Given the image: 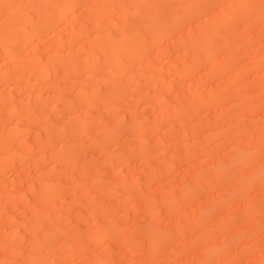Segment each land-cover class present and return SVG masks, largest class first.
Segmentation results:
<instances>
[{
  "label": "rangeland",
  "instance_id": "374dc122",
  "mask_svg": "<svg viewBox=\"0 0 264 264\" xmlns=\"http://www.w3.org/2000/svg\"><path fill=\"white\" fill-rule=\"evenodd\" d=\"M193 1L198 9L195 16L152 45L123 75L117 73L115 83L125 85V92L112 103L93 105L87 113L85 105H65L81 88H98L100 95L111 91L112 83L105 82L108 69L101 59L96 72L80 71L75 78L66 76L65 67L59 66L51 81L34 90L45 102L58 103L51 118L36 115L33 124L26 120L30 129L25 146H12L26 154L12 169L0 170V264H29L34 253L38 264H264V0L236 19L235 25L223 28L218 42H227L228 48L222 46L211 65L198 66L185 79L188 54L181 46L189 41L187 36L194 37L205 23H217L218 12L237 2L210 0L211 5L209 0V4L199 0L201 6L198 0H168L158 5L157 14H176L175 10L178 14ZM104 2H81L69 12L68 21L59 24L55 37L64 46L61 54L91 53L96 30L87 20L94 9L104 8L97 29L120 26L121 10L108 9ZM85 21V34L68 44L67 31L78 30ZM132 27L127 26L125 32ZM55 37L37 39L33 50L36 45V53L49 56L57 50L52 42ZM25 81L11 94L15 103L35 98L29 91L31 83ZM0 83V92L9 88L10 84ZM216 88L220 93L214 96ZM59 89L66 92L61 101L54 97ZM1 110L0 106V131L4 132L16 120H5ZM75 120H87L88 127L73 159L56 163L53 158L64 140L77 141L73 137L42 150L32 149L35 137L43 138L47 128L65 127ZM105 130H115V134L106 137ZM140 146L144 152L138 151ZM47 178L59 181L63 196L56 210L58 235L50 236L42 220L44 226L34 225V219L48 210L37 199L42 193L38 186ZM148 231H161L166 238L154 250H150L153 240ZM45 235L54 240L43 243ZM59 246L68 255H61Z\"/></svg>",
  "mask_w": 264,
  "mask_h": 264
},
{
  "label": "bare ground",
  "instance_id": "6f19581e",
  "mask_svg": "<svg viewBox=\"0 0 264 264\" xmlns=\"http://www.w3.org/2000/svg\"><path fill=\"white\" fill-rule=\"evenodd\" d=\"M84 1H87V0H0V82L4 81V83L6 82V83L10 84L9 86L7 85L9 88H3V90H1V92H0V106H1V109L3 110V111L1 110L2 113L4 112V115L6 117L5 120H9V121L16 120V122L14 124H10V125L8 124V127L6 126L7 129L5 128L6 130L4 132L2 129H1L2 132L0 131V170L12 169L10 167H12L14 165L13 163H15V161H19V160L21 162L23 154H26V153H23L24 151L20 150L19 148H15V149L12 148V146H18V147H19V145L25 146V144L27 142L26 141L27 139H25V136H27L26 133L30 129V126H28L29 123L24 124L27 122L26 120H28V122H29L36 115L42 116L43 117L42 119H44V118L47 119L53 114V112L55 111V108H57V106H56L57 104H55V103H58V102L54 101V102H51L52 104H49L48 101L45 102L44 100H42L40 98L38 91L37 92L34 91V90H36V88L38 86L40 87L39 84L47 82L51 79V77H52L51 74H52V72H54L55 69H57L59 66L60 67L64 66L65 71L64 70L63 71L65 72L66 76L69 75V76L75 78V77L79 76V75H77V73L80 71H86L87 70V71L92 72L96 68V66L99 65L98 64L99 62L97 60L101 59L102 60L101 64L104 65L103 67L104 68L107 67V69H108L107 72L105 73L106 74L105 75V77H106L105 82L112 83L111 84V91H109V93L107 91L108 94H105V95L101 94L100 95L98 92L99 91L98 88L97 89H94V88L85 89V88H83V90L81 88V90H79L78 94L75 93L76 95L73 97V101L72 102L69 101L65 105L67 108H72L73 103L85 105V111L84 112L87 113V111H89L91 106H93V105L110 104V103H112V101L115 100L116 97L119 98V96L123 92H125L124 91L125 85L115 83V78L117 76V73H120L121 75H123V73H125L124 72L125 69L127 67H129L132 63H135L137 60H140L152 45L161 41L162 39H165V36H167L169 33L178 29L182 24H186L183 21H186L185 19H189V18L195 16V12L196 11L198 12L197 7L195 8L196 2H194V1H193V3L191 2L190 4L188 2V4H187L188 6L186 9H184V8L182 9V7H181L182 11L180 10L178 12V14H177V10H175L176 14L173 12L170 13L171 12L170 11L167 14H172V15L166 16L167 15L166 14L165 16H163V15L159 16L160 14L159 15L157 14L158 13L157 11H159L158 10L159 9L158 7L160 6L159 4H161V6H163L164 2L165 1L168 2V0H101L103 2L106 1L104 3H106L108 5V9H114V8L117 9L118 8L121 10V13H120L121 15L119 18L120 26L113 25L112 26L113 28L109 27V30H107V31H105V30L102 31L101 29H97V28H99L97 26L99 25L98 23L101 20L100 18L103 17L102 15L104 14V12H103L104 8H101V9L98 8V10L94 9V12L90 13L91 14L90 16L88 15L89 19L87 17V19H88L87 21H90L91 23H93L95 25V30H96V31L94 30L95 35L93 36V38H91V42H90L91 53H89V54L86 53L87 55L83 54L84 56H80L79 54L69 52L70 54H67L64 56V54H61L62 53L61 51H63V50L60 49V47L63 44L58 45L59 44L58 39H60V38L55 37L56 34H58L57 28H58L59 24H61L62 22L66 21V20L68 21L69 12L75 6H77L78 4H80L81 2H84ZM200 1L202 2V0H200ZM216 1L217 2H215V1L214 2L218 3V0H216ZM199 2H197V5L199 4ZM201 2H200V4H201V6H203ZM209 2H211V5H214L212 1L209 0ZM261 2H262V0H237L235 7H233L235 3L234 4L231 3L232 5L228 4V6L225 4L226 8L221 6V7H223V10L221 9L220 12H218V13H220V15H218L219 17L217 16L219 19L217 21V23H213V24L210 22L205 23L199 30L196 29L197 33L196 34L193 33L194 37L193 36L188 37L186 35L187 36L186 40H189V41L184 42V40H183L182 42H184V43L181 46V48H182L181 50H184V53L188 54V57H187L188 61L186 60L188 63V65H187L188 67L184 69L185 70L184 72L182 71L183 72V74H182L183 78L190 79L193 75L192 74L193 71L200 65L201 66L202 65H205V66L211 65L214 62L215 54L217 52H219L218 50L221 49L222 46L223 47L225 46V49L228 48L227 42H223V44L218 42V40L221 39L222 29L225 28L226 26L235 25L236 19H240L241 16H243L245 13H247L250 9L254 8L255 5H260ZM169 3H173V2L170 1ZM204 3L209 4L208 0H204ZM15 5H17V6H15ZM107 5H106V7H107ZM201 6H198V8L202 9L203 7H201ZM132 7L134 8V10H132L133 9ZM207 7H209V6H207ZM211 8H213V6H211ZM108 9H107V11H108ZM203 10H205V9H203ZM253 10H255V9H253ZM110 11H113V10H110ZM155 13L157 14V16H154V15H156ZM201 14H203V12H201ZM80 19L83 20V18H81V17H80ZM84 20H85V18H84ZM70 21H71V18H70ZM87 21H85L84 24H81L83 26L79 27L78 30L71 29L70 31H67L65 41L68 44H71L73 42V40L77 39V37L79 38L80 36L85 34L86 31H84V28H85ZM68 24H70V23H68ZM88 24H90V23H88ZM129 25H131V26L133 25L134 29L132 31H130L131 30V27H130L129 32H125L126 31L125 28ZM61 31H63V30H61ZM92 32H93V30H92ZM49 34H52V36L55 37V39L52 40V42H53V45H55L54 48L56 47L57 50L56 51L53 50L54 52L49 53L48 54L49 56H45V54H44V57H43V55L41 53H36V51H38V50H36L37 46L35 45V48H34L35 50H33L32 45L35 44V41L37 39H39V38L41 39L43 36H46ZM63 34H65V32H63ZM90 35H91V33H90ZM217 42L219 45L221 44L220 48H219ZM72 45H74V44H72ZM31 47H32V49H31ZM62 47H63L62 49H64V46H62ZM27 50H28L29 54L28 53L22 54L23 51L27 52ZM50 50H51V48H50ZM233 50H234V48H233ZM10 56H11V61L9 62L8 60H10V58L7 60V57H10ZM2 58H3V61L1 62ZM4 58H6V60H4ZM171 67L173 68L172 65H171ZM157 68L158 67H156V69ZM211 68L213 70V66ZM97 69H95L94 72H96ZM214 69H216V67ZM161 70H162V68H161ZM35 71H37V72H35ZM166 71H168V70H166ZM30 72L31 73L33 72V73L29 74ZM10 73L11 74L14 73L17 75H16V77H13L14 75L12 74L13 76L10 77L11 76ZM34 73H36V76L33 75ZM120 74H118V75H120ZM31 75H33L34 77L31 78L32 77ZM176 78H178V77H176ZM234 79L236 80V78H234ZM23 80H26L24 83H27V85H28V82L31 83L29 91L31 92V95H34L35 98L32 96L34 98V100H31V97H30V98L26 99V101H20L18 103L16 101V103H15V101H13L11 94L14 92L13 90L16 87V85L18 84V86H19V84H21V82ZM113 80H114V82H113ZM152 81H153V78H152ZM123 84H125V83H123ZM57 85H59V84H57ZM231 86H233V85H231ZM236 87H238V86H236ZM24 88H26V87H24ZM50 88H52V87L50 86ZM55 88H53V89H55ZM58 88H59V86H58ZM256 88L257 87H255V89ZM221 89L223 91V88H221ZM234 89L235 88H233V90ZM55 91L56 90H54V93H55ZM63 91H65V89ZM63 91L61 92L59 89V91H56V93L54 94V97L57 98V100H59L60 98H63V95H66V92H63ZM259 91H260V89H259ZM214 93H215V95H214ZM214 93H213L214 96H216V94L218 95L220 93V89L217 90V88H216V92H214ZM59 101H61V99ZM88 108H89V110H88ZM72 117H74V119H75V116H72ZM85 121H87V120H85ZM85 121L84 120L83 121L82 120H75L73 122L71 121L72 123L70 125L68 124V122H69L68 121L67 122L68 125L66 124L65 127H63V126L62 127H56V128L54 127L52 130H48L49 128H47V131H44L45 133H44V137L42 136L43 138H41V136L35 137L34 142H33L34 144L32 145V147L34 146L36 148H39V150H42V149L46 148L47 146H49L50 144H52L54 141L56 142V141L61 139V142H62V139H65L67 136L73 137V138H75L74 140H77V141L73 140L74 142H70L69 139H68L69 141L64 140V142H62V144H61L62 148L61 149L59 148L60 150L53 152V154H54L53 158L56 161V163L57 162L60 163V162L70 161V159H73L74 156H76V154H78L80 152V147H81L82 141H80L79 139H80V136L83 134V132H85V130L88 127V123H86ZM135 121L136 120H131L130 123H135ZM141 121H143L144 123H147V120H141ZM1 122H4V121H2V119H1ZM7 122H5L4 124L2 123V125H5ZM32 124H33V120H32ZM47 125H49V124H47ZM115 130H117V129H115ZM115 130H111V131L105 130L104 136L108 137L107 135H109L110 133L115 134V132H114ZM29 147H28V149L27 148H25V149H27V150L31 149L30 145H29ZM34 147L32 149H35ZM46 151H47V149H46ZM138 151L144 152L145 148L143 146H140L138 148ZM239 159L241 161L244 160L243 158H239ZM53 163H54V161H53ZM58 166H60V165H58ZM261 172H260V174H261ZM51 177H53V176H51ZM55 177L57 178V176H55ZM59 185H60V183L57 179H55V178H49L48 179L47 178L45 181L41 182L40 185L38 186V187H40L39 189L42 190L40 197L38 194H36V195H38L37 199L39 198L38 200H40V202L43 204V206L46 205L48 207V210L46 207L45 209L47 210V212L45 210H44L45 212H42V216H41L42 218H39V216L37 215L38 217H36L34 219V225H38L39 222L42 223L39 225H43V222H44V225L45 226L47 225L46 226L47 228L46 227L45 228L48 229L47 232H45V234L49 235V236L57 233V229L55 226L57 223H59V220H60V215H58L57 214L58 211H56L57 210V203L60 202V199H62V197H63V196L61 197V190L59 188ZM188 191H187L188 194L191 193ZM184 193H186V192L184 191ZM187 193L185 195H187ZM20 196L23 197V194H21ZM2 201H3V199H2ZM42 204H40V205H42ZM30 210H31V208H30ZM46 218H48V219L50 218L51 220L47 221ZM199 222L197 224H199ZM16 224H18V223H16ZM16 227H14V229ZM107 228H108V226H107ZM14 229L13 230L11 229V230L13 232H15L16 230H14ZM59 229H61V228H59ZM159 232H161V231H159ZM159 232L158 233L157 232H151V231L147 232L148 235H150V237L153 240V244L151 247L152 249H150V250H154L161 242H163L165 237L163 235L159 234ZM46 235L44 236L46 238L43 241V243L44 242L49 243L52 240V239H50L49 236H46ZM57 235H58V233H57ZM168 235H169V233H168ZM60 237H61V235H60ZM170 237H171V234H170ZM88 240H90V239H88ZM134 245H133V247H134ZM102 246H104V245H102ZM59 248L62 252H60L59 250H56L57 252L59 251L61 255H62V253H65V255H68L69 252H67V250L64 248V246H59ZM135 248H133V249H135ZM40 251H42V249ZM35 252H36V250H35ZM33 257H34L33 260L29 264H38L37 263L38 259L35 256V253H34ZM4 259H3V261H4ZM30 259H32V258H30ZM51 263H53V262H50V264ZM95 263H96V261H95Z\"/></svg>",
  "mask_w": 264,
  "mask_h": 264
}]
</instances>
